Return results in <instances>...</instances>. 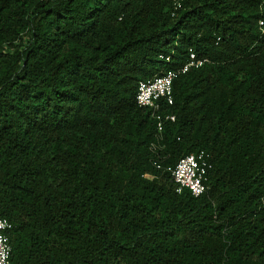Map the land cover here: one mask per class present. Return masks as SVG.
Listing matches in <instances>:
<instances>
[{
  "label": "trees",
  "instance_id": "obj_1",
  "mask_svg": "<svg viewBox=\"0 0 264 264\" xmlns=\"http://www.w3.org/2000/svg\"><path fill=\"white\" fill-rule=\"evenodd\" d=\"M0 216L11 264H264V0H0Z\"/></svg>",
  "mask_w": 264,
  "mask_h": 264
},
{
  "label": "built area",
  "instance_id": "obj_2",
  "mask_svg": "<svg viewBox=\"0 0 264 264\" xmlns=\"http://www.w3.org/2000/svg\"><path fill=\"white\" fill-rule=\"evenodd\" d=\"M173 3L176 8L181 7V0H173ZM262 24L263 21H260V25ZM208 61L207 58L198 57L192 49H189L188 57L182 65L169 69L163 74L139 81L136 101L140 106L151 110L152 116L158 121L157 130L159 134L162 131L163 121L174 119L172 115H162L160 113L163 105H170L173 102L174 79L191 68H198ZM158 139L160 140L161 137L159 136ZM152 145L153 148L159 146L158 142ZM208 159L209 154L204 150H200L182 156L174 167L167 168L171 172L177 192L187 188L193 196H199L206 191L207 185L204 182L208 169L211 167ZM157 166L159 167V165ZM11 226V222L6 217L0 216V264H11V247L8 236V230Z\"/></svg>",
  "mask_w": 264,
  "mask_h": 264
}]
</instances>
